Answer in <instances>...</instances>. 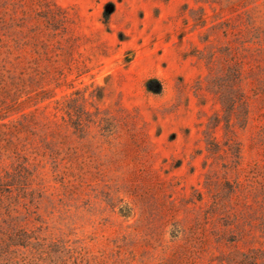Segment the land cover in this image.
<instances>
[{"label":"rangeland","instance_id":"374dc122","mask_svg":"<svg viewBox=\"0 0 264 264\" xmlns=\"http://www.w3.org/2000/svg\"><path fill=\"white\" fill-rule=\"evenodd\" d=\"M0 179L4 264H264V0H0Z\"/></svg>","mask_w":264,"mask_h":264},{"label":"trees","instance_id":"16d2710c","mask_svg":"<svg viewBox=\"0 0 264 264\" xmlns=\"http://www.w3.org/2000/svg\"><path fill=\"white\" fill-rule=\"evenodd\" d=\"M106 17H107V20H106L107 22L106 23H108V19H109L108 15ZM4 189H5V183L2 181V179H0V195L4 192ZM19 233L24 234V232H22V231L19 232ZM9 241H11V242L7 243L4 246L0 245V264H4V258H3L4 251L7 248H9L10 245H19V243H24L25 238L23 236L22 237L19 236L17 238V235H16V237H14V235L12 234V236H11Z\"/></svg>","mask_w":264,"mask_h":264}]
</instances>
